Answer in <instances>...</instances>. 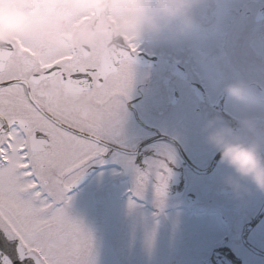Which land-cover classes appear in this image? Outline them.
I'll list each match as a JSON object with an SVG mask.
<instances>
[{"label": "flooded vegetation", "instance_id": "obj_1", "mask_svg": "<svg viewBox=\"0 0 264 264\" xmlns=\"http://www.w3.org/2000/svg\"><path fill=\"white\" fill-rule=\"evenodd\" d=\"M207 1L193 10L195 27L183 34L194 44L182 45L180 35L169 32L138 43L145 56L134 57L119 144L108 143L102 162L90 164L84 174L98 169L68 192L67 211L85 229L88 218H102L103 202L122 204L123 220L104 249L111 264H134L135 254L145 255L149 264H203L211 255L219 262L213 257L210 264H235L224 260L228 253L238 264H264V214L254 220L262 192L249 186L248 194L235 197L222 183L229 170L219 155L214 160L217 152L201 132L213 117L237 126L241 106L223 92L237 81L251 91L255 103L248 115L264 130V0H239L223 20L225 8ZM198 43L210 55L196 61ZM203 71L222 77L206 78ZM160 147L171 156L162 206L157 207L151 184L139 196L142 203L120 198L134 183L127 161L143 170ZM196 227L204 232L192 231Z\"/></svg>", "mask_w": 264, "mask_h": 264}, {"label": "snow or ice", "instance_id": "obj_2", "mask_svg": "<svg viewBox=\"0 0 264 264\" xmlns=\"http://www.w3.org/2000/svg\"><path fill=\"white\" fill-rule=\"evenodd\" d=\"M138 51L129 39L65 53L40 35L0 46V264H94L68 192L119 144ZM170 161L163 147L143 170L129 159L132 197L151 184L161 207Z\"/></svg>", "mask_w": 264, "mask_h": 264}, {"label": "clouds", "instance_id": "obj_3", "mask_svg": "<svg viewBox=\"0 0 264 264\" xmlns=\"http://www.w3.org/2000/svg\"><path fill=\"white\" fill-rule=\"evenodd\" d=\"M202 0H0V46L40 35L62 52L81 48L102 51L127 40L164 32L183 35L195 27L193 10ZM81 17H88L81 20ZM225 96L241 106L237 126L218 118L201 128L205 142L229 171L223 185L239 198L249 186L264 192V130L248 112L255 101L241 81L227 83Z\"/></svg>", "mask_w": 264, "mask_h": 264}, {"label": "rangeland", "instance_id": "obj_4", "mask_svg": "<svg viewBox=\"0 0 264 264\" xmlns=\"http://www.w3.org/2000/svg\"><path fill=\"white\" fill-rule=\"evenodd\" d=\"M215 1L218 5V8L221 11L222 8H225L224 13L222 14L221 17V19L223 20V17L226 16L229 10L232 7H234L239 0H215ZM207 3H208L207 0H202V3L199 6H207ZM177 39L182 45L194 44V42L192 41L194 40V38L192 36L180 35L177 36ZM197 45L199 47L194 46V50L192 53L196 61H199L204 53H206V55H210V51L208 49L203 48L202 46H200L199 43ZM205 77L218 80L221 79L222 76L220 74L212 75L210 72H205ZM263 196H264V192H262L261 194V197ZM121 207H122L121 203L105 201L103 202L101 207L102 218L92 217V218H88L86 222L87 231L90 233L92 238L91 256L94 259V264H111V259L106 255L104 249L110 248L109 245L112 242L111 238L117 233L120 224L123 220L121 214ZM80 223L84 227V222H80ZM188 226L190 229H192L190 225ZM192 231L203 233L204 229L201 227H196ZM134 258L136 264L150 263L149 261L147 262L146 260H144L146 258L145 255L140 256L138 254H135ZM154 261H156V259L152 258L151 262Z\"/></svg>", "mask_w": 264, "mask_h": 264}, {"label": "water", "instance_id": "obj_5", "mask_svg": "<svg viewBox=\"0 0 264 264\" xmlns=\"http://www.w3.org/2000/svg\"><path fill=\"white\" fill-rule=\"evenodd\" d=\"M263 208H264V206H263ZM263 208L260 210L258 216L261 215V213H262V211H263Z\"/></svg>", "mask_w": 264, "mask_h": 264}]
</instances>
